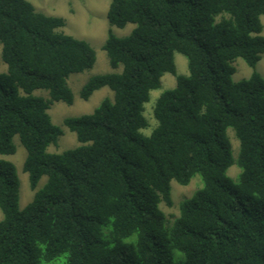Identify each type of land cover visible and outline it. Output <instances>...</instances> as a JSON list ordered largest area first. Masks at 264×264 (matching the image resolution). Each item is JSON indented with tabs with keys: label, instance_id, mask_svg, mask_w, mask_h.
<instances>
[{
	"label": "trees",
	"instance_id": "trees-1",
	"mask_svg": "<svg viewBox=\"0 0 264 264\" xmlns=\"http://www.w3.org/2000/svg\"><path fill=\"white\" fill-rule=\"evenodd\" d=\"M262 17L264 0H112L109 25L135 28L126 37L109 30L103 49L114 72L91 77L80 97L107 87L114 98L66 118L80 146L56 154L48 148L64 131L49 110L73 105L68 80L93 69L96 51L59 31L64 18L0 0V264L62 256L66 264H264ZM177 53L188 76L177 73ZM237 59L254 72L234 82ZM166 74L176 87L158 98V126L146 136L145 106ZM15 137L31 189L47 177L23 210L17 168L4 158L16 153ZM196 176L202 188L168 221L160 205H174L171 182L188 186ZM109 226L112 246L102 238Z\"/></svg>",
	"mask_w": 264,
	"mask_h": 264
},
{
	"label": "rangeland",
	"instance_id": "rangeland-1",
	"mask_svg": "<svg viewBox=\"0 0 264 264\" xmlns=\"http://www.w3.org/2000/svg\"><path fill=\"white\" fill-rule=\"evenodd\" d=\"M33 4L36 11L47 16L61 17L66 21L64 28L59 30L67 35L76 39L84 40L89 43L96 51L97 61L93 69L81 74L72 75L69 80V86L74 94V103L69 106L63 102H56L51 106L49 114L53 124L63 129L64 135L59 138L56 145H51L48 148L49 153L60 154L68 150L75 149L80 146L75 133L71 132L63 125L66 118L80 117L92 114L96 108L106 99L113 100V92L105 87L95 92L88 101H84L80 97L81 90L87 81L96 75L107 74L114 72L110 66L109 59L103 46L108 37V32L112 29L113 33L118 37H126L135 28V25L129 24L124 29L111 27L109 25L107 14L112 0H27ZM263 23L264 36V17L261 18ZM2 45L0 44V73L7 72V65L2 61ZM175 63L177 73L185 76L189 75L187 59L181 55H175ZM236 73L233 75V81L239 82L251 77L254 69L250 68L244 60L237 59L235 62ZM256 71L264 78V56L256 66ZM168 77L173 79L176 83V77L168 74ZM167 90H171L167 80L162 84V88L151 93L149 103L146 104L145 116L148 120L149 126L143 130V134L150 136L154 129L158 126V122L154 117V108L158 98ZM35 95L49 97L46 91H36ZM234 156L239 152V141L235 136L232 129L228 130ZM14 142L17 146V151L12 156L4 157L5 159L14 163L17 168L20 179V201L19 208L23 210L34 198L35 192L41 190L47 182V177H43L38 184L36 191L30 187L29 175L25 173L24 163L27 157V152L20 142L18 137H15ZM241 170L238 166H233L229 169L228 175L237 179ZM199 176H196L188 186H181L176 181L171 182L172 198L174 205L168 208L165 204H161L160 208L165 213L167 220L173 222L180 215V203L185 199L191 198L203 184ZM3 220V213L0 209V222ZM112 227L104 228L102 238L107 241L111 246L113 245L111 236ZM136 237L129 238L125 241L130 244ZM50 264H66V256L58 258Z\"/></svg>",
	"mask_w": 264,
	"mask_h": 264
},
{
	"label": "crops",
	"instance_id": "crops-1",
	"mask_svg": "<svg viewBox=\"0 0 264 264\" xmlns=\"http://www.w3.org/2000/svg\"><path fill=\"white\" fill-rule=\"evenodd\" d=\"M185 76H188L187 74ZM165 80H167L168 85L171 86V89H174L176 87V83L173 79H171L170 77H168V74H166L163 79H162V84H164Z\"/></svg>",
	"mask_w": 264,
	"mask_h": 264
}]
</instances>
